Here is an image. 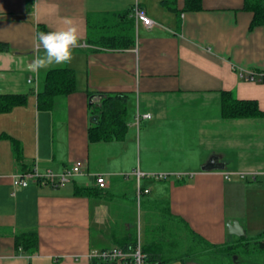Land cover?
I'll return each instance as SVG.
<instances>
[{"label": "crops", "instance_id": "0c3cea01", "mask_svg": "<svg viewBox=\"0 0 264 264\" xmlns=\"http://www.w3.org/2000/svg\"><path fill=\"white\" fill-rule=\"evenodd\" d=\"M163 1L0 0V96L26 97L24 105L0 113V264H90L93 253L115 247L112 227L127 224L118 209L126 211L128 198L86 197L76 189L97 187L95 177L102 174L112 177L108 191L131 187L127 196L135 198L136 169L171 174L142 179L150 189L141 211L136 208L142 225H150L157 204L166 200L197 235V247L211 248L197 254L192 245L169 246L165 255L172 259L164 264H225L232 255L226 248L264 241V117L226 119L221 108L222 94L231 92L257 101L264 112V83L240 76L264 70V25L252 26L245 0H200L192 9L186 0H175L174 9ZM137 2L157 24L135 22L133 46L88 42L89 24L104 32ZM64 18H72L82 35L71 63L28 71L36 34L64 27ZM65 67L75 71L77 91L58 99L53 111L39 109L44 77ZM93 94L126 96L124 139L90 142ZM138 110L152 115L139 127ZM10 138L21 144V159ZM112 143H121L124 154L132 147L133 166L112 167ZM213 157V168L203 170ZM106 158L108 169L98 171L95 164ZM76 161L85 163L84 175L59 188L36 181L13 186L18 172H62ZM28 231L38 233L35 254L17 249V235ZM253 251L255 263L264 262V252L255 245Z\"/></svg>", "mask_w": 264, "mask_h": 264}, {"label": "trees", "instance_id": "16d2710c", "mask_svg": "<svg viewBox=\"0 0 264 264\" xmlns=\"http://www.w3.org/2000/svg\"><path fill=\"white\" fill-rule=\"evenodd\" d=\"M175 0H164L163 4L167 7L174 9ZM195 2L199 3L200 0H186L187 9H192ZM245 9L253 12L252 26L264 25V0H245ZM133 9V8H132ZM132 9H130L124 16H122L121 23L105 24L104 32H100L101 25L89 24L88 42L100 46L116 47V48H129L135 44V20L132 17ZM111 18V17H109ZM98 35L94 37L91 33ZM110 31V32H109ZM113 32V33H111ZM3 45H0V50ZM260 73H264L260 71ZM264 83V78H263ZM77 91V79L74 70L69 68H59L49 71L44 77L42 88L39 91L38 107L53 111L56 107L57 100L65 98ZM26 103L25 96L10 95L0 96V113L8 112L14 107L24 105ZM92 114L94 116V124L89 130L90 142L113 141L124 139L127 134V98L123 95H103L101 100L97 103L91 104ZM222 116L226 119H245V118H258L264 117V112L260 110L258 102L255 100H241L236 98L231 92H224L222 94ZM7 136V135H5ZM12 139V138H10ZM15 157L22 158L21 144L15 139L11 140ZM33 170V169H32ZM24 170L23 172L32 171ZM108 187V186H107ZM106 188L100 187H78L76 189L77 195L92 197L97 195H107L115 193L117 198L125 195L127 200L126 211L118 209L119 214L125 217L127 224L113 225V239L116 243L115 247H119L127 252H133L139 243L143 252L146 254V264L150 262H159L164 264L172 258L166 257L165 253L169 246H174L175 250L180 246L192 245V249L199 252H210V247H197L195 244L197 235L192 231L186 222L174 216L169 208L168 202L163 200L157 204L160 208L159 214H153L150 225H142L141 220L137 216L138 198L128 197L127 191L131 187H127L115 192L108 191ZM144 188V187H143ZM137 194V192H136ZM142 195L141 203L138 205L143 208ZM255 247L260 252H264V241L256 243L245 242L242 246L230 247L225 249L227 252L234 253L242 249L245 254H250ZM38 248V233L37 231H28L17 235V249L20 252L28 254H35ZM113 248V247H112ZM107 250V249H106ZM183 253V249H181ZM186 251V248H185ZM175 251L173 254H181ZM188 254L195 251H186ZM200 253V255H201ZM170 254V252H169ZM254 254V253H253ZM182 259V257L180 258ZM129 260V259H128ZM131 260V259H130ZM129 260V262H130ZM90 264H125L124 260H106L97 257H92Z\"/></svg>", "mask_w": 264, "mask_h": 264}, {"label": "built area", "instance_id": "2783aa9c", "mask_svg": "<svg viewBox=\"0 0 264 264\" xmlns=\"http://www.w3.org/2000/svg\"><path fill=\"white\" fill-rule=\"evenodd\" d=\"M132 17L134 18L136 24H142L143 26L150 28L157 23L151 19L146 10L140 5V3H136L132 9ZM241 78L249 81H258L263 82L264 73H260L257 71H244L240 73ZM29 82H33V78L29 79ZM152 115L150 113H142L139 110L135 114V125L137 127L140 126L142 120L150 119ZM85 172V163L83 161H76L70 169H66L62 172H56L54 170H48L46 173L41 174L38 172L37 168L32 171L18 172L12 176L13 186L16 189L26 188L30 185L32 181H36L41 185H51L53 187L59 188L64 186L67 183H70L74 180L75 177L84 175ZM137 179V198L138 205L141 203V198L143 194H147L150 192V189L143 188L141 185L142 179L150 178L155 180H165L168 179L171 174L170 173H152L148 174L142 172L140 169H136L133 173ZM181 176V174H176ZM230 174H227L229 177ZM244 178L246 175L241 174ZM254 178L257 177V174L253 173ZM96 185L100 188H106L108 183L105 177L102 174H98L95 177ZM92 257H97L106 260H124L125 264H146V254L143 252L141 243L138 244L136 249L133 252H127L119 247H113L111 249L102 250L100 252L93 253ZM130 262H129V260Z\"/></svg>", "mask_w": 264, "mask_h": 264}, {"label": "clouds", "instance_id": "9594fccd", "mask_svg": "<svg viewBox=\"0 0 264 264\" xmlns=\"http://www.w3.org/2000/svg\"><path fill=\"white\" fill-rule=\"evenodd\" d=\"M64 27L38 32L34 40L35 56L27 70L39 73L52 65H66L73 60L74 49L81 47L82 35L72 18H64ZM41 50L43 54L41 55Z\"/></svg>", "mask_w": 264, "mask_h": 264}, {"label": "rangeland", "instance_id": "374dc122", "mask_svg": "<svg viewBox=\"0 0 264 264\" xmlns=\"http://www.w3.org/2000/svg\"><path fill=\"white\" fill-rule=\"evenodd\" d=\"M109 149H111V155L110 153L107 154L110 158L112 157L113 162L110 163L112 165L113 168H118L119 166L121 168H126V167H131L133 166V159H132V155H133V150L132 147L129 148V150L124 154L123 150H122V145L121 143H119V146H117L116 143H112L109 146ZM107 153V151H106ZM122 155H124L122 157ZM97 167V170H102L105 171L108 168L106 167L107 165V158L106 160H102L99 161L95 164ZM107 180H111L112 177L106 176ZM254 252H252L250 255H252ZM240 256V257H239ZM197 259H200V256L197 255L195 256ZM256 258L254 255L253 256H248V254H245L244 251H242V249H239L237 251H235L231 256H229L227 258V261L225 262V264H256ZM208 263H213V260L210 259V257L208 258ZM259 261H261L259 259ZM262 262V261H261ZM261 264H264V262H262Z\"/></svg>", "mask_w": 264, "mask_h": 264}, {"label": "water", "instance_id": "95a60500", "mask_svg": "<svg viewBox=\"0 0 264 264\" xmlns=\"http://www.w3.org/2000/svg\"><path fill=\"white\" fill-rule=\"evenodd\" d=\"M102 94H93L89 97V103L90 104H94V103H97L101 100L102 98ZM212 165L214 166L215 165V157H213L210 161H209V164L205 167H203V170H209L212 167ZM217 166H220V167H216V168H220V169H224V165H217ZM186 264H198V263H195V262H188Z\"/></svg>", "mask_w": 264, "mask_h": 264}]
</instances>
